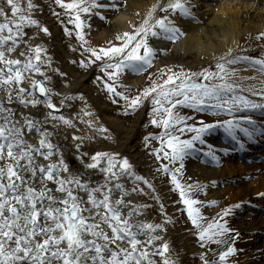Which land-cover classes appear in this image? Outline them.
I'll return each instance as SVG.
<instances>
[{"label":"snow or ice","instance_id":"6c2138e0","mask_svg":"<svg viewBox=\"0 0 264 264\" xmlns=\"http://www.w3.org/2000/svg\"><path fill=\"white\" fill-rule=\"evenodd\" d=\"M56 3L74 17L69 21L74 29L65 26V33L72 35L74 31L80 49L89 53L86 59L72 60L73 64L96 65L113 80L126 72L146 73L147 83L134 94L127 86L118 90L115 83L98 79L103 80L112 102L123 105L119 110L125 114L135 112L146 100L151 102L149 123L162 130L147 133L144 146L161 161L157 170L170 175L179 190L200 247L212 243L220 246L207 250L215 258L201 252V264H236L230 256L238 251L235 241L241 233L231 226L229 217L242 201L220 208L205 221L201 208L194 205H217L219 201H201L186 195V189L206 194L208 183L215 185L217 181L183 183L184 161L200 151L219 166L224 162L222 155L244 149L249 141L264 139V82L237 79L232 67L244 63L264 73V54L246 55L242 44L233 41L235 47L214 54V64L194 70L164 63L147 71L158 54L167 50L153 46L150 38L176 41L185 36L171 16L179 12L195 19L196 6L191 0H155L142 17L137 13L138 23H131L129 30L116 32L95 47L88 46L85 29L90 31L91 23L87 21L92 15L107 17L103 11L94 10H118L126 0ZM38 11L42 9L34 0H0V264H158L157 256L162 264H179L169 242L163 239L166 224L173 217L161 204L159 222L142 219L150 206L129 196L144 192V188L126 187L120 180L127 176L134 184L142 182L155 191L149 179L136 173L127 156L108 150L85 151V140L95 139V135L72 132V147L80 160V167L72 169L61 146L54 143L58 126L75 127V121L59 113L63 99L53 102L57 93L50 73L67 74L54 66L47 44L39 40L41 34L50 36L51 32L35 15ZM82 14H88L87 21ZM257 38L264 40V31ZM34 108H43L46 114L34 116ZM84 108L78 119L105 135L106 125L98 122L99 117L87 104ZM208 115L212 118L206 119ZM217 129H223L234 144L220 149L209 144L206 137ZM30 136H35V142ZM153 140L158 143L153 144ZM87 170L100 172L103 179L93 181ZM256 195L264 199V191Z\"/></svg>","mask_w":264,"mask_h":264},{"label":"bare ground","instance_id":"6f19581e","mask_svg":"<svg viewBox=\"0 0 264 264\" xmlns=\"http://www.w3.org/2000/svg\"><path fill=\"white\" fill-rule=\"evenodd\" d=\"M230 1L231 3L227 4L221 3L218 11H214L207 8L202 10L200 0H191L196 6L195 19L185 17L179 12L171 16L182 26L186 35L176 40L175 43L161 38H150V43L153 46L160 48L172 46L176 53L175 56L164 54V52L159 53L152 71L164 63L191 67L194 70L214 64V54L223 52L228 46L235 47L233 41L242 44L241 50L246 55L260 56L264 54V40L257 38V34L264 31V0ZM103 2H111V0H103ZM153 2L155 0H127L125 7L112 19L110 25H104L98 20H94V25L90 30L92 40L96 43H103L116 32L129 30L131 23H138L139 17L144 15L148 5ZM34 3H37L42 9L35 15L49 27L51 32L50 36L41 34L39 40H43L47 44L48 51L54 58V66L59 67L62 72L67 74L60 76L58 73H50L51 84L57 93L53 95V102L59 103L63 99L64 103L59 108V113L73 118L75 121V127L63 124L58 126L54 143L61 146L72 169L80 167V160L72 147L75 143L71 139L72 132L82 136L95 135V139L85 140V151L108 150L117 152L121 156H127L133 163L136 173L149 179L155 188L153 192L142 182L134 184L132 178L120 177L126 187L144 188V192L132 193L129 196L138 203L150 206L142 219L159 222L163 215L160 212V205L163 204L164 211L173 217L172 221L166 224V232L163 233V239L169 242L171 252L178 257L179 264H200L194 258L205 251L196 245L192 238V232L178 221V216L173 208L172 192L166 182L157 175L144 146L141 131L147 120V109L150 102L145 101L136 110L131 121L123 118L119 113L120 110L112 105L92 82L95 70L92 67L82 70L80 63L73 64L71 62L72 60L79 61V57L71 52L59 25L51 16L44 0H34ZM254 5L260 10L253 11ZM137 13H139V17ZM33 30H28L30 38ZM245 41L247 46L244 45ZM232 67L236 68L235 78L237 79L248 77L247 82L249 83L264 82V73L260 72L258 67H249L244 63ZM145 76L146 74L139 76L126 72L123 80L130 86H136L145 81ZM81 94L84 97L83 100ZM85 104L89 109L94 110V116L99 117L98 122L106 125L108 132L105 135L99 134L95 129H90L88 125L78 119V116L83 115L86 111ZM31 111L34 116L46 114V110L43 108H34ZM257 115L259 114L257 113ZM218 130H220V139L212 141L211 134L206 137L208 143L217 149L231 146L223 129ZM29 139L35 142L36 138L30 136ZM202 156L206 161L204 164L200 161ZM261 159H264V139L249 141L244 149L239 151L235 149L222 155L224 162L219 166L214 165L205 152L197 151L185 159L184 174L195 178L201 184L205 181H217L215 185L208 183L207 193L200 194L202 201L206 199L219 201L217 205H204L206 213L214 215L219 213L220 208L242 201L241 206L233 210L229 222L230 224H240L238 227L232 226L239 232L250 231L252 235L235 241V245L240 246V250L232 255L236 264H256L258 262L264 264V259L259 261L254 259L255 250L261 252L258 256L264 257V241L257 236V232L264 234V214H258L255 210L260 206L264 208V199L256 195L257 192L264 191V161ZM87 174L93 181L103 179V175L98 171L87 170ZM224 197H227V200L223 202ZM236 219L242 220L239 222ZM207 255L210 257L209 253ZM155 258L158 260V264H162L158 256Z\"/></svg>","mask_w":264,"mask_h":264},{"label":"rangeland","instance_id":"374dc122","mask_svg":"<svg viewBox=\"0 0 264 264\" xmlns=\"http://www.w3.org/2000/svg\"><path fill=\"white\" fill-rule=\"evenodd\" d=\"M44 2H45V4L48 7V10H49L51 16L55 19L56 23L59 25V27H60V29L62 31L63 38L67 41V44H68L71 52L75 53L79 57V60L82 57L86 59L87 56L89 55V53H86L82 49H80V43L81 42L76 38V36L74 34V31H73L72 35H67L65 33V31H64L65 26H67L69 29H74V25L69 22L71 19H74V17H69L67 15L69 10L66 9L65 7L57 4L56 0H44ZM102 2H103V0H102ZM126 2H127V0H126ZM66 3H67V0H66ZM221 3L227 4V3H231V1L230 0H200V5L202 6V8H201L202 10H205L207 8V9H210V10L218 11L219 5ZM125 5L122 6L121 8H119L118 10H112V9H97V10H94V11H103L105 16L107 17V19H102L101 17H99L97 15H92L90 21H87L88 14H82V15L85 17L87 22L91 23V27L94 25V20H98L99 23L104 24V25H110L111 22H112V19L125 7ZM260 6H262V5H260ZM252 10L253 11H258L260 9H258L257 6L254 5ZM85 31H86V39L88 40V46L95 47V46H99V45H102V44L105 43V42H103V43H98L97 44L95 41L92 40L91 35H90V31L87 28L85 29ZM173 43H175V41H173ZM166 49L167 50L164 52V54H169V55H174V56L176 55V53H175V51H174L172 46H168ZM153 65H152V67H153ZM93 66L94 65H89L87 67H82L80 65L82 70H87V69H89V68H91ZM152 67L147 69V71H152ZM144 74H146V73H144ZM137 75L141 76L142 74H137ZM98 77H104V79H107L109 83H115L118 90H125V88H122L121 85L127 86V88H130L132 90L133 94L138 88L144 86L147 83V81L145 80V81H143L142 83H140V84H138L136 86H130V85L126 84L124 82V80H123L124 73L121 74L117 80H113L111 78H107L105 76V74L100 69H98V67H97L95 69V71H94L92 82L96 85L97 88H99L101 94L107 100H109V102L112 105L116 106L118 108V110L121 107H123V105L122 104H115V103L112 102V99L110 98V93H109L108 89L105 87V85L103 83V80L98 79ZM146 101H149V100H146ZM151 107H153V105L150 102V105H149V107L147 109V118H146L147 120H146V123L143 125L142 131H141V136L143 137V139H144V136L147 133H149V132H152V133H155V134H159L161 132V130H162V128L160 126L152 125V124L149 123V120H150L149 111H150ZM185 111H188V110L185 109ZM119 113H120V115L123 118L131 121L133 119L134 115L136 114V111L135 112H128L127 114H125L124 112L119 111ZM207 117L209 119L212 118L210 115H208ZM207 117H205V118L208 119ZM220 118H224V116H221ZM187 135H191V133H188ZM152 143L153 144H157L158 142L153 140ZM201 147L205 148L206 146H202L201 145ZM146 150H147V152H148V154H149V156L151 158L152 164L154 166V169L156 170L157 175L160 178H162L167 183L168 188L172 192L173 208H174V210H175V212H176V214L178 216V221L182 224V226H184L186 229H188V230H190L192 232L193 240L195 241L196 245H198L200 247V243H199L198 237H196L194 235L193 225L191 224L190 219L187 216V211H186L187 206L183 205L181 197H180V194H179V190H177L174 187V185L171 183L170 175L166 174L162 169L159 170V171L157 170L159 168V165H160L161 161H157L155 159V155L151 151H149V149L146 148ZM185 161H184V171H185ZM164 162H166V161H164ZM201 162L203 164L205 163L203 160H201ZM183 176L185 178L182 181L183 183H192L193 181H196V179L192 178V177H191V180H187L186 178L190 177V176H187L184 173H183ZM201 193L202 192H200L199 190H197L195 188H193V190L191 192H189L186 189V195H189V196H192V197H199L200 200H201V197H200ZM225 200H227V197L223 198V202ZM194 206L201 208V211L204 213L203 219L205 221L216 215V214L209 215L208 213H206L205 210H204V205L203 204H197V205H194ZM236 220L240 222L242 219H236ZM239 225L240 224L237 225L236 223L231 224V226H235V227H238ZM240 233L242 235V238L246 235L245 231H242V232L240 231ZM242 238L240 237L238 239L240 240ZM219 248H220L219 245L212 243V244L206 245L202 249L204 251H207L209 249H219ZM236 248L238 250H240V246L239 245H236ZM207 253L210 254L211 258H215L214 254L211 251H207ZM230 259L233 260L232 255L230 256ZM194 260L199 261L200 264H201L200 255L196 256L194 258Z\"/></svg>","mask_w":264,"mask_h":264}]
</instances>
